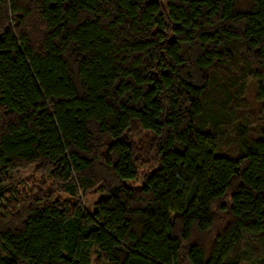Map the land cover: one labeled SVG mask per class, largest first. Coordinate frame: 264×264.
Masks as SVG:
<instances>
[{
  "label": "trees",
  "instance_id": "trees-1",
  "mask_svg": "<svg viewBox=\"0 0 264 264\" xmlns=\"http://www.w3.org/2000/svg\"><path fill=\"white\" fill-rule=\"evenodd\" d=\"M0 264H264V0H0Z\"/></svg>",
  "mask_w": 264,
  "mask_h": 264
},
{
  "label": "rangeland",
  "instance_id": "rangeland-1",
  "mask_svg": "<svg viewBox=\"0 0 264 264\" xmlns=\"http://www.w3.org/2000/svg\"><path fill=\"white\" fill-rule=\"evenodd\" d=\"M34 167L30 166L22 171H17L12 174V186L21 187L23 181L29 178H38L39 175L33 173ZM97 194H89L86 198L83 199V203L88 208H93V202L95 201Z\"/></svg>",
  "mask_w": 264,
  "mask_h": 264
}]
</instances>
